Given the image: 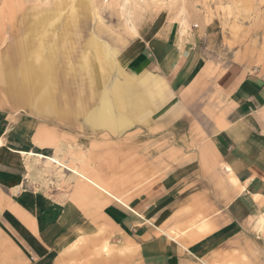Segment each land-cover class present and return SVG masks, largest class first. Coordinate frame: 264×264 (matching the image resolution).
<instances>
[{"label": "rangeland", "instance_id": "rangeland-1", "mask_svg": "<svg viewBox=\"0 0 264 264\" xmlns=\"http://www.w3.org/2000/svg\"><path fill=\"white\" fill-rule=\"evenodd\" d=\"M174 22L200 29L207 37V52L223 63L234 59L264 71V0H0V128H9L36 152L56 154L93 172L126 201H142L146 216H151L157 202L166 201L160 177L167 168L157 169V163L167 161V147L183 141L174 142L166 125L159 126L170 107L167 87L166 101L161 103L153 95L145 115L117 131L94 126L78 111L101 110L97 93L104 86L110 88L118 76L129 74L127 61L141 51L151 53V46ZM22 61L40 66L43 72L36 97L47 92L61 100L70 98L55 86L57 76L67 75L75 115L54 113L48 105L38 108L34 98L29 105L17 97L13 101L3 83L4 73L13 70L12 64L17 70ZM87 63L92 73H86ZM181 114L192 119L185 121L187 129L198 131L206 109L189 106ZM185 124L181 120L177 126ZM27 164L28 183L42 193L49 207L64 210L73 200L81 206L89 204L93 213L91 224L68 225L67 232L57 235L49 251L52 264H205L193 254L185 257L181 252L185 248L157 228L154 237L140 238L134 230L109 221L99 198L104 192L84 178L44 158L28 156ZM196 222L188 226L197 229ZM162 225L187 245L182 238L188 227L183 230L175 221L168 225L166 219ZM15 246L26 263L23 242L15 238ZM172 246L180 248L176 258L171 257ZM8 249L0 239V264L2 251Z\"/></svg>", "mask_w": 264, "mask_h": 264}, {"label": "crops", "instance_id": "crops-1", "mask_svg": "<svg viewBox=\"0 0 264 264\" xmlns=\"http://www.w3.org/2000/svg\"><path fill=\"white\" fill-rule=\"evenodd\" d=\"M206 38L191 25L171 23L162 40L151 46V53L141 51L127 61L129 74L118 76L110 88L104 86L97 93L101 110L78 111L94 126L117 131L145 115L153 95L161 103L166 101L167 87L170 107L159 126L166 125L174 142L183 141L167 147V161L157 163V169L167 168L160 177L166 201L157 202L149 217L142 201H126L93 172L72 166L56 154L36 152L9 128H0V239L9 248L1 253L2 264H52L49 251L57 235L68 225H89L93 217L89 204L81 206L73 200L64 210L49 207L42 193L28 183V156L55 157L58 163L49 161L99 188L104 192L99 196L103 216L134 230L140 238L154 237L157 228L185 248L181 251L185 257L193 254L205 264H264V71L234 59L223 63L207 52ZM19 66L14 70L12 64L13 70L4 73L3 83L14 102L17 97L29 105L34 98L38 108L48 105L54 113L75 115L67 75L61 74L64 80L57 76L55 86L70 98L61 100L47 92L36 97L43 83L40 66L24 61ZM85 68L92 73L88 63ZM195 105L206 109L198 131L187 129L185 121L192 119L181 114ZM181 120L185 126H177ZM198 218L197 229L188 226ZM164 219L168 225L175 221L183 230L188 227L182 238L187 245L166 231ZM15 238L23 242L29 257L26 263ZM170 250L172 258L179 255V247Z\"/></svg>", "mask_w": 264, "mask_h": 264}, {"label": "bare ground", "instance_id": "bare-ground-1", "mask_svg": "<svg viewBox=\"0 0 264 264\" xmlns=\"http://www.w3.org/2000/svg\"><path fill=\"white\" fill-rule=\"evenodd\" d=\"M27 68V67H26ZM39 68V67H38ZM30 76V75H29ZM27 77V76H26ZM25 77V78H26ZM29 79V78H28ZM8 81V80H7ZM12 85V84H11ZM14 89V88H13ZM28 90V89H27ZM16 93V92H15ZM62 107V106H61ZM67 112V111H66ZM68 114H70V113H68ZM35 155V154H34ZM36 156V155H35ZM38 156V155H37ZM46 157V156H45ZM49 160H53V161H57L55 158H53V157H50V158H48Z\"/></svg>", "mask_w": 264, "mask_h": 264}]
</instances>
